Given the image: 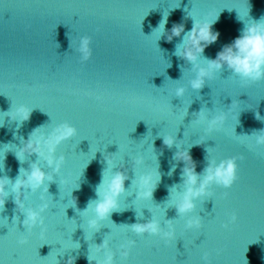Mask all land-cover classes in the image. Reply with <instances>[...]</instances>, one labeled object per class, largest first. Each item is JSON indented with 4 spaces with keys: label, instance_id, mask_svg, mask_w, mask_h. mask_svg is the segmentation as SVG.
I'll list each match as a JSON object with an SVG mask.
<instances>
[{
    "label": "water",
    "instance_id": "1",
    "mask_svg": "<svg viewBox=\"0 0 264 264\" xmlns=\"http://www.w3.org/2000/svg\"><path fill=\"white\" fill-rule=\"evenodd\" d=\"M217 15L213 31L219 38L203 54L209 59L246 24L264 17V0H0V176L14 181L20 168L30 170L33 162L55 176L48 193L26 192L24 203L36 210L46 196L50 207L42 213L43 226L24 227L14 194L0 209V264H67L70 258L74 264H95L88 257L105 258L96 251L105 239L116 253L115 264H206L205 254L210 264H264V146L254 138L264 129V121L256 119V112L264 117V80L245 84L225 66L196 91L190 85L192 65L174 54L194 19ZM165 19L163 32L157 28ZM176 24H183L185 33L169 42ZM82 36L93 41L86 63L75 50ZM200 62L206 64L203 57ZM180 86L187 91L176 97ZM20 106L33 109L22 124L7 117ZM201 110L208 120L226 112L227 120L208 133L207 121L198 118ZM64 122L78 134L58 147L57 157H66L58 174L35 154L17 159L36 128L50 133ZM168 135L176 136V146L164 144ZM178 148L190 151L197 173L211 159L244 157L237 161L235 184L214 185L213 195L197 200L189 216L178 215L169 192L172 186L184 190ZM140 157L144 163L136 165ZM108 159L126 163L128 191L97 231L88 225L94 213L83 210L97 199L103 173L114 174ZM157 169L153 199H138L139 177ZM191 216H200L203 226L188 229ZM151 219L165 230L172 220L175 237L137 235L127 227ZM22 239L28 242L21 244ZM129 240L136 244L124 259L120 245Z\"/></svg>",
    "mask_w": 264,
    "mask_h": 264
},
{
    "label": "clouds",
    "instance_id": "2",
    "mask_svg": "<svg viewBox=\"0 0 264 264\" xmlns=\"http://www.w3.org/2000/svg\"><path fill=\"white\" fill-rule=\"evenodd\" d=\"M218 19L219 15L214 20L203 22L194 19V26L187 33H185L183 24H176L171 29V34L167 36L168 41L171 42L174 37H180L182 33H185L183 41L180 43L183 46L179 47L178 45L174 54L192 65L195 75L190 80L191 88L196 91L203 89L205 84L209 80L215 79L216 74L221 72L225 66L236 76L240 77L245 84L264 80V17L258 21L253 20L251 23L246 24L239 37L231 44L226 45L217 54L215 59H209L204 57L203 54L205 49L219 38L220 33L213 31V24ZM166 22V19L162 21L157 29H162L165 32ZM92 43L93 41L90 36L80 37L75 50L79 52L82 63L91 60L93 56ZM71 46L72 41H70ZM201 57L204 58L206 64H201ZM186 91L187 89L183 86L177 87L175 89V96L183 97ZM97 99L99 100L101 97L97 96ZM32 110L27 106H20L7 117H11L13 121H19L22 124L30 119ZM198 118L200 122L207 121V132L212 133L225 123L227 113L221 112L211 120H208L206 113L201 110ZM256 119L264 121V117H261L259 112H256ZM42 128L43 126L36 128L31 133L29 139L23 142V147L19 148L18 154L16 153L17 159L24 162L27 156L35 154L38 156V159L42 158L45 160L49 168L58 174L66 161V157L63 155L57 157V149L64 141L76 136L78 130L68 122L59 124L50 133L40 132ZM257 133L254 135L256 144L264 146V129L257 131ZM163 142L169 148L177 145L176 136L172 135L163 137ZM175 158L185 163L182 172L184 190L182 192L177 191L176 186H172L169 189L170 195L173 196L172 205L175 206L179 216H189V214L195 212L197 200L213 195L211 189L214 185L229 189L235 184L239 178V165L237 161L244 157H230L220 162L211 159L202 173H197L196 163L188 149H179L175 154ZM143 163L142 157L135 160L136 165ZM107 165L112 167L114 174L110 178H106L103 173L102 181L96 188L97 199L90 200L87 208L83 210L85 215L94 213V217L88 221V225L91 229L97 231L100 230L102 221L109 219L114 211L119 210L120 197L128 191L125 188V182L129 179L127 172L124 170L126 163L117 165L114 160L108 159ZM118 167L120 170L114 171ZM54 180L55 176L45 171L37 162L31 164L30 170L21 167L19 175L14 181L7 175L0 176V209H4L8 197L14 194V202L19 212L25 217L23 220L24 227L32 230L37 226H43L45 221L42 213L50 207V204L47 202L46 196L42 195L41 200L45 202L41 205L40 209L29 208L24 203L26 192L31 191L35 193L43 188L44 192L48 193L46 185L54 182ZM159 181L160 173L158 169L156 172L140 176L137 198L152 200ZM9 186H11V192H9ZM227 195L228 193L226 192L225 196ZM14 219L20 220L19 216H16ZM237 220L238 216L232 214L231 222L236 223ZM186 226L188 229H199L203 226L202 218L200 216H191L187 220ZM127 227L137 235L160 236L165 240H171L175 237V226L172 220L167 221V230H165L158 219H151L146 223H134L127 225ZM224 227L227 228L228 224H225ZM27 242L26 239L20 241L21 244H26ZM135 244L136 241L134 240L121 244V257L127 259L131 255ZM96 251L104 252L105 258L97 260L94 256L88 257L90 262L94 261L95 264H115L116 253L111 250L109 240L105 239L101 244H98ZM74 260L75 258H70L67 264H74ZM204 260L206 264H210L207 254H205Z\"/></svg>",
    "mask_w": 264,
    "mask_h": 264
},
{
    "label": "snow or ice",
    "instance_id": "3",
    "mask_svg": "<svg viewBox=\"0 0 264 264\" xmlns=\"http://www.w3.org/2000/svg\"><path fill=\"white\" fill-rule=\"evenodd\" d=\"M238 171H239V168H238ZM219 186V185H218ZM220 187H222V186H220ZM222 188H224V187H222ZM224 189H226V188H224Z\"/></svg>",
    "mask_w": 264,
    "mask_h": 264
}]
</instances>
